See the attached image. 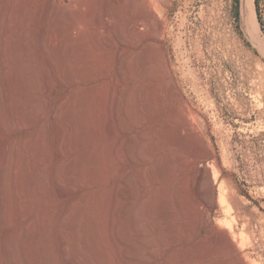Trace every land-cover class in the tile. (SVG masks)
<instances>
[{
    "label": "rangeland",
    "instance_id": "374dc122",
    "mask_svg": "<svg viewBox=\"0 0 264 264\" xmlns=\"http://www.w3.org/2000/svg\"><path fill=\"white\" fill-rule=\"evenodd\" d=\"M53 2L60 6L63 20L62 30L65 36L63 60L55 51L54 53L53 50H47L39 40L40 15L49 5V0H17L18 25L20 26L23 20L27 22L30 18L34 23L30 27L33 30L29 29L28 32H24L23 43H17V52L21 55L20 51L25 49L24 42L33 40V45L29 41L30 48H32V50L29 48L30 54L32 55L25 56L22 63L31 66V70H34L32 71L34 81L28 86V99L18 88L23 86L20 82L14 83L13 86L17 90L14 88V95L12 94L13 99H17L19 107L28 104L27 101H29L34 109L37 108L28 131L24 128L17 131V137L26 134L34 136L32 137L34 140L32 156L39 154L41 144L39 145L38 134H46L49 131L42 128L41 125V118L47 117V113L49 114L51 102L49 99H52L54 95L62 97V93L63 96L68 95L79 120L78 126L80 130L84 131L81 133L86 135V141L82 142L79 149L91 147L90 149L95 154V162H87L81 169L87 171L92 166L95 181L92 184V201L90 200L89 213L93 215L96 210L94 214L97 213V215H93V219H96L97 224L101 227L100 230L104 229L116 184L120 182V178L123 179L121 182L124 181V184L129 180L126 169L130 163L123 161L124 155L128 158L130 150L137 142L143 144L145 140L151 142L153 139L149 136L145 139L136 137L135 130H132L124 135L127 141L125 140V146H122L119 141L122 139L118 134L119 126L116 125H126L127 119L130 117L132 119V115L135 117L134 110L130 106L133 94L131 92L136 90V86H151L153 85L152 82L150 83L151 80L155 83L154 85L159 86L157 80L137 74L135 71L137 57L134 59L136 54L134 56L131 54V57L128 55L131 59L125 57L127 59H124L123 63L117 60L118 49L114 43H120L121 48V46L123 47L122 40L131 42L136 36L134 22L140 18L141 12V18L147 19L146 12L149 13L151 10L150 14H156L157 16L154 18L163 23L162 31L160 30L158 33L159 44L163 46V50L157 45L158 47L156 46L153 51L156 52L160 61L164 62L166 59L169 61L175 84L184 98L177 102L181 105L176 104L177 106H175V108L178 106L180 108L184 100L183 108L176 109L174 112V119L167 111H162L157 115V117L162 116H159V119L161 118L159 124H163L161 128L168 131H165L168 135L162 131L160 139H164L166 143L162 142L165 147L168 145L166 147L168 150L180 154L183 151V154H187L191 166H193L192 169L194 166L196 167L193 169L194 171H191L192 176L199 175L201 177L192 189L191 202L193 203L190 215L187 217L188 226H182V215L177 212L175 207L176 211H174L172 220L176 225V227L174 225L176 232L174 229V234L173 231L171 234H173V240H177V245L161 253L158 262L159 264H264V52L260 47L263 46L261 42L264 41V34L262 30L258 29L259 33L256 31L259 35L256 36L257 39H261L259 42L244 25L243 0H53ZM7 3L8 0H0V17ZM236 12H238L239 18L236 17ZM150 18L147 19L148 22H154L152 21L154 18L152 20ZM146 19H141L143 22L139 20L141 22L140 27L138 26L139 30L142 29L140 31H144V33H147L149 28L154 27L156 23L154 22L150 26V23L145 22ZM258 22L257 28L260 27ZM18 29L20 31V28ZM50 57L52 66L46 63L47 58L50 59ZM119 63L122 64L118 65ZM57 69L61 71V75L63 74L64 80L70 78L80 80V87L78 85L79 88L71 89V92L68 91L69 93L66 95L65 86L57 84L55 81L54 74ZM162 72H164L163 67ZM0 74L2 75L0 76V85L4 86L2 78L4 74L1 70ZM73 74L74 77H72ZM3 93L2 91L1 94L4 96ZM128 93L129 95H127ZM184 105L186 106L184 107ZM185 113L189 114L188 118ZM170 117L173 120H170ZM176 117L177 119H175ZM182 117L185 121H189L187 125ZM163 121L168 122V125ZM14 122L13 124L18 126V122ZM164 127H169L172 130L164 129ZM139 128L143 129L144 127ZM134 136L139 139L135 140ZM171 139H175V142ZM47 143V159L45 158L42 164L45 167L36 166V174L44 168L49 171L53 166L49 139ZM208 152H212L211 155ZM122 157L124 158L122 159ZM210 172L213 174L212 177L215 175L213 177L216 182L214 194L209 192L205 176ZM103 185L104 187H102ZM124 194H126L125 191L124 193L121 191L119 194L121 199L124 198L122 201H125L126 195ZM69 199V197H58L49 193L44 196L49 213L52 212L49 214L51 219H55L54 217L68 203ZM197 199H199V203ZM128 208L127 204L121 205L117 210V216L121 215L124 219L130 213ZM119 210L121 211L119 212ZM125 223L123 226L126 227H123L122 230L124 235H122V231L120 233L126 241H130L128 242L130 254L128 253L127 261L120 258L116 246L109 240L104 243L102 240L98 241L91 246V249L94 250L91 252L96 255L95 249H99L103 245V248L109 253V259L105 260L106 264L147 263L143 244L136 240L135 231H132L130 223L128 221ZM52 225L53 222H51L50 228ZM85 229H83L82 235L84 233L87 235L89 232ZM181 230L184 231L180 232ZM152 237L153 234L147 233V240L144 242L156 246ZM148 239L152 242L150 243ZM170 253L173 254L170 255ZM98 264L100 263L98 262ZM148 264L153 263L148 262Z\"/></svg>",
    "mask_w": 264,
    "mask_h": 264
},
{
    "label": "bare ground",
    "instance_id": "6f19581e",
    "mask_svg": "<svg viewBox=\"0 0 264 264\" xmlns=\"http://www.w3.org/2000/svg\"><path fill=\"white\" fill-rule=\"evenodd\" d=\"M254 1L255 0H243L242 15L244 25L247 26L252 36L257 39L256 36L258 35V29H261L260 27L257 28L258 19L255 13L256 10ZM59 7L60 6L54 3L53 0H49V5L44 8L45 10L41 12L40 15L41 27L38 25V27H40L38 30L40 34H38L40 42L46 46L47 50H53V52L55 51L56 54L63 60V50L65 51V36L62 30L63 20L61 9ZM3 10L4 11L1 13L2 15L0 17V70L4 74L2 77L4 80V86L0 85V264H98V262L100 264H106V259H109V253L103 248V245L101 246L100 244L102 241L104 243V241L108 240L116 246V250L119 251L120 258L127 261L126 259L130 254L128 252V250H130L128 242L130 241H126L125 238H123L124 236L122 237V235H124L122 231L124 229L123 227H126L123 225L127 223H125V221H128L130 223V227L133 228L132 231H135L134 234L138 238H136V240H139L141 244H143V250L147 261L153 264H159L158 260L160 254L167 251L172 246L177 245V240H173L172 237L174 229L176 232V228H174L175 224H173L174 220H172L175 213L174 211H176L174 209L176 207L177 212L182 215V226L187 227L189 224L187 217L190 215V208L193 203L191 202V193L193 192L192 189L195 183L201 178L199 175L196 177L192 176L191 171L196 167L194 166L192 169L193 166H191V161L187 154H183V151L180 154L176 151L172 152V150H168L166 148L168 145H166V147L164 145V139H160L162 135L161 133H163L162 131H168L163 130V127L161 128V125L163 126V124H159V122H161V118L159 119L160 115L158 117L157 115L162 113V111H167L174 119V112L176 109H180L184 104L183 100L182 106L180 108H178L179 106L175 108L178 104L181 105L177 102L184 99L182 96L183 94L179 92V89L175 84L169 61L167 59L164 62L160 61L156 52L154 53L153 51L157 45L161 48L163 47L159 44L158 39V33L163 28V23L157 18L155 19L154 17L157 15H153V13L150 14L151 10H148L149 13L146 12V14H148V18L152 17L150 19L152 20L154 18L152 21L156 22L153 27L151 25L154 22L151 21L152 23H150L147 20L148 18H141V12L140 18L142 20L146 19L147 21L145 22L150 23L151 27L149 26V30L151 31L149 32L148 30L147 33H144V31H140L142 29L139 30L138 26L142 21L139 18L136 22H134V30L136 33L135 38L133 37L134 39L131 42L125 39L124 41L122 40L123 47L121 46V48L120 43H114L115 47L118 49V52H116L117 60L123 63L125 62V57L128 58L131 54L133 56L136 54L137 56L135 55L134 59L137 57L135 60L137 66L135 65L136 68H134L137 74L142 77L145 76L150 77L153 80H157L159 82V86L154 85L155 83L151 80L150 83L152 82L153 85L148 83L151 86H136V90L134 89L132 92L129 90L133 93L131 100L132 104L130 107L134 110L135 113L133 110L132 112L135 114V117L132 115V119H130L131 117L127 119L128 122L126 125L122 122L124 125L120 124V130V125H116L117 127L119 126L118 134L122 138L119 141L122 146H125L127 140L124 135L128 134L132 130H135L136 137L138 136L139 138L145 139V137L149 136L153 139L151 142L145 140V143L143 144H138L139 142L136 141V145L132 147L130 153L128 152V158H126L125 155V158L122 157V159L124 158L123 161L125 163H130V166L126 169V174L129 180H126L127 182L124 184V181L121 182L123 179L120 178V182L116 184V189H114V191L112 189L114 195L112 196V204L109 206L110 208H108L107 224H104L105 228L100 230L101 227L97 224L96 219H93V215H97V213L94 214L96 210H93V215L89 213L91 207L90 200L92 201V184L95 181V175L93 173L92 166H88L89 168L87 171H82L81 169V167L84 166V164H87V162H95V154H93L90 149L91 147L79 149L80 145L85 140L86 135L81 133L82 130H80V127L78 126L79 120L67 95L71 92V89H76V87H78L80 80L75 78L64 80L65 78H62L63 74L61 75V71L59 69L55 70V74L52 72L57 84L65 86L64 88L67 90V96H63L64 94L62 93V97H59L60 95H54L53 98L51 97L52 99H49L51 100V102L49 101V114L47 113V117L41 118L42 128L48 129L49 131H47L46 134L38 132V140L40 142L39 145L41 144V146L39 147V154L37 156H32V145L34 142L32 137L34 136L26 134L22 137H17V131L23 128L28 131L32 124V117L35 115L34 113L37 111V108H35V110L33 106L29 104V101H27L28 104L19 107L16 102L17 99H13V91H15V86L13 85L15 82H20L23 86H19L18 88L22 90L23 96L28 99V86L34 81L32 72L34 70H31V66H26L22 63V61L25 56L29 57L32 55L30 54V49L32 50L30 45L31 43L33 45V40H29L31 43L25 40L27 42H24L23 44L25 49L22 47L23 51H20L21 55L17 52V43L22 42L24 39V32H28L34 23L30 20L31 18L29 20L27 19V22L24 21L23 17V21L20 26L18 25L16 17L19 13H17V0H8V3ZM143 16H145V14H143ZM19 21L21 20L19 19ZM124 25L125 24H123V26ZM18 28H20V31H18ZM125 28L127 29V27ZM40 42L38 41V43ZM263 42L264 41L262 40L261 44H263V46L260 47L264 52ZM158 50L160 49L158 48ZM47 59L46 63L49 64V66H52L51 57L50 59ZM121 64L119 63L118 65ZM127 67L129 68L128 65ZM162 67L164 72H162ZM0 76L2 75L0 74ZM89 76L92 78L91 75ZM72 77H74V74ZM157 81L156 83H158ZM138 83L137 85H139ZM2 91L4 92V96L1 94ZM69 95L71 96V94ZM127 95H129V93ZM35 96L37 95L35 94ZM185 106L186 105H184V107ZM39 107L41 108V106ZM124 108L126 109V107ZM186 114L187 113H185V116L188 118L189 114ZM183 118L184 117H182V119ZM171 119L172 118L170 117V120ZM175 119H177V117ZM183 120L185 121V119ZM14 121L18 122V126L13 124ZM184 121H182L183 124H185ZM174 122L177 121L174 120ZM185 122L186 125L189 123V121ZM164 123H166V121ZM87 127L89 126L87 125ZM139 127L144 128L140 129ZM165 128L167 127H164V129ZM178 128H176V130H179ZM167 129L171 128L168 127ZM173 129L175 128L173 127ZM136 137L135 140L139 139ZM48 139L50 157L52 159L53 166L50 170L48 169L49 171H46L44 168L45 166L42 164L44 163L47 155L46 152L48 150V146L46 144H48ZM171 140L175 142V139ZM211 153L208 152L209 155H211ZM215 161L217 163L216 159ZM39 165L44 166L42 167L44 169L41 168L42 170H39V172L41 171L40 174H38V172L37 175L35 173V168ZM206 174L205 176L207 179L208 190L211 194H214L216 182L213 177L215 175L212 177L213 174H211V172ZM102 187H104V185ZM120 190L123 193L124 191L126 193L124 194L126 195L125 201H122L124 198L122 197L121 199V196H119L121 192ZM48 193L58 197L70 198L68 203L59 210L56 217H54V220L51 219V215L49 214L52 212L49 213L47 201L44 200V196ZM197 202L199 203V199H197ZM125 204L129 207L128 209L130 213L123 219L121 215L117 216V210L121 205ZM120 211L121 210H119V212ZM122 211L124 210L122 209ZM51 222H53V225L50 228ZM178 228L180 229V227ZM83 229L89 231L87 232V235H85V233L82 235ZM120 231H122V235ZM172 231L173 234H171ZM183 231L184 230H181L180 232ZM147 233L153 234L152 241H154L156 246H152L147 242H144L147 240ZM100 240H102L99 244L101 247L98 246L99 249L94 248L97 252L96 255H93V252L91 251L94 250L91 249V246ZM178 244H180L179 241ZM171 254L173 253H170V255ZM124 260L121 261L125 263ZM148 262L145 264H148Z\"/></svg>",
    "mask_w": 264,
    "mask_h": 264
},
{
    "label": "trees",
    "instance_id": "16d2710c",
    "mask_svg": "<svg viewBox=\"0 0 264 264\" xmlns=\"http://www.w3.org/2000/svg\"><path fill=\"white\" fill-rule=\"evenodd\" d=\"M254 3H255L257 18L260 23L261 30L264 34V0H255ZM235 15L237 18H239L238 12H236Z\"/></svg>",
    "mask_w": 264,
    "mask_h": 264
}]
</instances>
